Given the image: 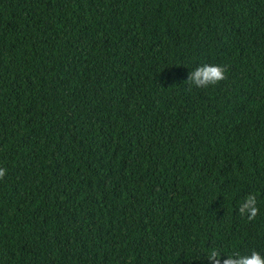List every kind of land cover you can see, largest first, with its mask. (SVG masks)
Instances as JSON below:
<instances>
[{
  "label": "trees",
  "instance_id": "16d2710c",
  "mask_svg": "<svg viewBox=\"0 0 264 264\" xmlns=\"http://www.w3.org/2000/svg\"><path fill=\"white\" fill-rule=\"evenodd\" d=\"M0 168V264L264 256V0H0Z\"/></svg>",
  "mask_w": 264,
  "mask_h": 264
},
{
  "label": "clouds",
  "instance_id": "9594fccd",
  "mask_svg": "<svg viewBox=\"0 0 264 264\" xmlns=\"http://www.w3.org/2000/svg\"><path fill=\"white\" fill-rule=\"evenodd\" d=\"M228 66L204 64L190 71L187 78L189 86L196 88H209L219 85L227 79ZM6 175V169L0 168V180ZM239 214L243 217L246 216L249 221L254 220L259 214L257 206V197L255 195H248L244 202L238 209ZM221 251L216 248L207 250L204 255L210 264H264V256L257 251H252L250 255H242L236 252L227 255L226 259L221 261Z\"/></svg>",
  "mask_w": 264,
  "mask_h": 264
}]
</instances>
